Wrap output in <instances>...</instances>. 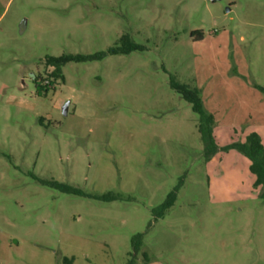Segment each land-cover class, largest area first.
<instances>
[{
    "label": "rangeland",
    "instance_id": "rangeland-1",
    "mask_svg": "<svg viewBox=\"0 0 264 264\" xmlns=\"http://www.w3.org/2000/svg\"><path fill=\"white\" fill-rule=\"evenodd\" d=\"M125 34L143 51L107 54ZM99 54L48 78L47 58ZM171 80L220 148L264 144V0H0V264H127L137 234L135 264H264V188L239 152L205 161Z\"/></svg>",
    "mask_w": 264,
    "mask_h": 264
},
{
    "label": "trees",
    "instance_id": "trees-1",
    "mask_svg": "<svg viewBox=\"0 0 264 264\" xmlns=\"http://www.w3.org/2000/svg\"><path fill=\"white\" fill-rule=\"evenodd\" d=\"M191 36H196V40H201L202 34L201 32H193ZM143 47L135 44L131 37L128 34L121 36L118 40L117 44L110 48L107 52L109 55H118V54H130L135 51H143ZM103 57V54L95 55V56H75V55H63L61 57L55 58L50 57L45 60V66L50 68L52 71L48 75L50 80H63L62 75V67L69 62L73 61H93L99 60ZM171 88L179 92L182 98L191 105L192 111L194 114L198 116V124L197 131L200 135V140L203 145V158L205 161H209L212 157H214L218 152H228V151H236L242 154L250 163L249 172L254 176V187L255 188H264V144L261 137L257 133H251L244 138L243 142H232L223 148H220L215 141V120L212 115L208 114L202 105L201 101V91L197 88H190L188 86L180 85L175 80H171L170 82ZM44 87L43 89H46ZM264 92V89H261ZM42 184L47 185L57 192H61L68 195L79 196V197H87L81 190L61 184L54 181H40ZM181 185V184H180ZM179 185V186H180ZM179 187L173 190L170 194H168L167 199L157 208L153 209L152 213L155 219L163 218L165 213L173 206L176 200V192ZM264 196V195H263ZM90 198V196H88ZM98 201L101 202H112L121 199V196L107 193L100 197H94ZM142 240L143 235L137 234L132 237L131 245L133 250V259L127 264H135V259L138 254L144 256L145 262L148 261L146 254L142 253Z\"/></svg>",
    "mask_w": 264,
    "mask_h": 264
},
{
    "label": "water",
    "instance_id": "water-1",
    "mask_svg": "<svg viewBox=\"0 0 264 264\" xmlns=\"http://www.w3.org/2000/svg\"><path fill=\"white\" fill-rule=\"evenodd\" d=\"M209 1L212 2V3H214V2H217V1L219 2L220 0H209ZM227 11H228V9H227ZM69 106H70V102H66V103L63 105V107H62V114H63L64 116H67Z\"/></svg>",
    "mask_w": 264,
    "mask_h": 264
}]
</instances>
